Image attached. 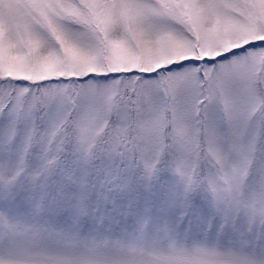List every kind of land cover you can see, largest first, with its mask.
<instances>
[{
    "label": "snow or ice",
    "instance_id": "obj_1",
    "mask_svg": "<svg viewBox=\"0 0 264 264\" xmlns=\"http://www.w3.org/2000/svg\"><path fill=\"white\" fill-rule=\"evenodd\" d=\"M0 264H264V0H0Z\"/></svg>",
    "mask_w": 264,
    "mask_h": 264
}]
</instances>
